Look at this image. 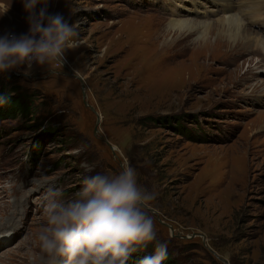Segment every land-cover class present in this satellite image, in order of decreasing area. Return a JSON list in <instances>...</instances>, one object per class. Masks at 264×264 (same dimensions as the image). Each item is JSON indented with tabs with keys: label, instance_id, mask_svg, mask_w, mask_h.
<instances>
[{
	"label": "rangeland",
	"instance_id": "obj_1",
	"mask_svg": "<svg viewBox=\"0 0 264 264\" xmlns=\"http://www.w3.org/2000/svg\"><path fill=\"white\" fill-rule=\"evenodd\" d=\"M229 1L51 4L79 22L84 43L64 67L0 74V91L31 104L19 114L0 107V264H45L35 239L45 186L69 200L86 176L124 160L157 194L163 264H264V55L168 28L215 24ZM253 1L261 21L244 24L261 35L264 0ZM8 4L0 30L26 32L19 0Z\"/></svg>",
	"mask_w": 264,
	"mask_h": 264
},
{
	"label": "clouds",
	"instance_id": "obj_2",
	"mask_svg": "<svg viewBox=\"0 0 264 264\" xmlns=\"http://www.w3.org/2000/svg\"><path fill=\"white\" fill-rule=\"evenodd\" d=\"M27 31L0 30V74L31 77L35 68L54 70L68 64L67 53L80 48L79 22L50 11L56 0H19ZM11 10L0 2V19ZM0 91V107L10 102ZM157 194L138 183L137 172L124 160L117 172H96L82 180L66 200L60 188L43 191V223L35 239L45 264H128L155 243L138 264H163L166 243H157L154 209Z\"/></svg>",
	"mask_w": 264,
	"mask_h": 264
},
{
	"label": "bare ground",
	"instance_id": "obj_3",
	"mask_svg": "<svg viewBox=\"0 0 264 264\" xmlns=\"http://www.w3.org/2000/svg\"><path fill=\"white\" fill-rule=\"evenodd\" d=\"M253 2V0H240V2L238 1L236 4L234 0H230L228 3L224 4L226 8L224 10L226 17L219 18L215 24H204L205 22H203L202 24L204 25H195L191 22L174 20L168 23V28L171 31L175 30L183 33V37L196 34L198 36L197 40L201 38L203 44L208 39L210 40V37H215L211 39V49L225 44L231 49L236 45H241V47L248 45L250 48L259 49L258 51L264 55V25L261 27V35H259L253 30L247 29L244 24L245 20H249L253 22V24L261 21L260 19L257 20L260 3ZM161 33H163V31ZM261 86L264 91V83H262Z\"/></svg>",
	"mask_w": 264,
	"mask_h": 264
},
{
	"label": "trees",
	"instance_id": "obj_4",
	"mask_svg": "<svg viewBox=\"0 0 264 264\" xmlns=\"http://www.w3.org/2000/svg\"><path fill=\"white\" fill-rule=\"evenodd\" d=\"M11 94H9L11 97L10 102L6 104L5 106L9 107L10 110H13L14 114L27 112L31 105L28 102V100L27 99L23 100L20 95H17V94L11 95ZM3 112L4 111H0V113H3Z\"/></svg>",
	"mask_w": 264,
	"mask_h": 264
},
{
	"label": "crops",
	"instance_id": "obj_5",
	"mask_svg": "<svg viewBox=\"0 0 264 264\" xmlns=\"http://www.w3.org/2000/svg\"><path fill=\"white\" fill-rule=\"evenodd\" d=\"M11 10H12V11H14L12 8H11ZM9 26H10V27H12V26H13V24L9 23ZM14 32H15V31H14Z\"/></svg>",
	"mask_w": 264,
	"mask_h": 264
}]
</instances>
